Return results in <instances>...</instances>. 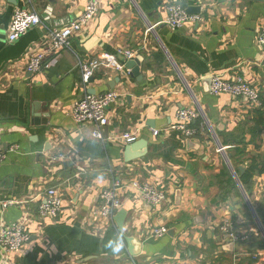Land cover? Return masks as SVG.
<instances>
[{
    "label": "crops",
    "instance_id": "crops-1",
    "mask_svg": "<svg viewBox=\"0 0 264 264\" xmlns=\"http://www.w3.org/2000/svg\"><path fill=\"white\" fill-rule=\"evenodd\" d=\"M171 4L186 12L197 7L198 13H187L203 21L177 30L159 24ZM84 6V0H0V226L24 222L29 236L20 252L0 249V264H264V175L253 176L247 194L236 172L248 162H233L234 140H244L246 158L264 162V130L251 139L253 109L264 110L212 95L203 83L216 74L242 77L264 102V55L256 43L264 0H101L97 16L68 49L27 73L29 53L42 51L47 29L75 21ZM21 8L42 24L9 42L8 25ZM118 50L134 54L139 79L129 75ZM102 55L114 56L123 69L102 67L84 87L79 62ZM107 92L119 96L101 142L91 137L92 125H77L71 113L84 94ZM191 108L202 114L191 123L195 137L162 132L176 124L177 110ZM153 130L161 133L155 137ZM126 132L137 133L134 146L143 144L131 151L142 156L129 162L120 140ZM116 180L150 184L166 201L151 208L121 190L119 211L127 217L119 231L113 220L92 215ZM47 189L62 198L53 220L38 216ZM8 201L19 204L3 208ZM226 224L243 240L227 238ZM160 227L167 234L151 237ZM124 237L135 240L134 256Z\"/></svg>",
    "mask_w": 264,
    "mask_h": 264
},
{
    "label": "built area",
    "instance_id": "built-area-1",
    "mask_svg": "<svg viewBox=\"0 0 264 264\" xmlns=\"http://www.w3.org/2000/svg\"><path fill=\"white\" fill-rule=\"evenodd\" d=\"M85 6L83 13L75 20L61 28L47 29L45 34L42 51H31L26 63L27 73L34 75L46 66L48 59L57 55L63 50L69 48L71 38L81 33L89 23L97 16L101 0H84ZM166 18L160 22L171 30H177L187 24H198L203 21L199 15H190L182 7L171 4L165 8ZM42 22L39 17L28 9H17L14 11L10 23L7 28V39L9 42H14L31 29L41 25ZM256 43L264 55V25L258 30L256 36ZM122 56L125 61H130L134 58V54L130 51L118 50L116 53ZM110 68L116 71L123 69L114 56L102 55L96 59L86 62H79L78 68L81 77V83L84 87L89 85L94 72L100 68ZM210 93L218 96L221 94L229 95L233 98L245 99L251 106L260 107L264 110V102L261 99L259 90L247 83L242 77H234L232 80H227L223 75L216 74L211 78ZM118 96L114 92H107L104 94H84L78 100L72 109L71 118L79 125H92L94 127L91 137L103 142V129L109 124L108 109L116 102ZM202 114L199 109H179L176 112V124L171 125L164 131H177L185 138H193L196 136V131L191 127V123L201 118ZM161 133L159 130H153L152 135L158 136ZM136 132H126L120 135V140L124 145H131L137 141ZM15 147L9 150L13 151ZM218 152H222L223 148L218 146ZM4 156L0 153V160ZM63 156L53 158V160H60ZM123 189L133 191L136 196L149 207H158L166 201L165 193L157 190L150 184H140L136 181L128 183L116 180L108 188L101 192L99 196L100 204L97 209L92 211L94 218L100 221L112 222L113 216L121 208L120 194ZM19 204L16 201H8L2 204L3 208L10 205ZM62 208V198L57 189H47L44 193V199L39 203L38 216L40 218L55 219ZM24 222L15 223L12 225L0 226V249L6 253L20 252L29 240V236L25 231ZM228 224L223 225L221 231L227 238L232 241L243 240L241 237L231 233L228 230ZM167 229L160 227L153 229L150 236L159 238L167 234Z\"/></svg>",
    "mask_w": 264,
    "mask_h": 264
},
{
    "label": "trees",
    "instance_id": "trees-1",
    "mask_svg": "<svg viewBox=\"0 0 264 264\" xmlns=\"http://www.w3.org/2000/svg\"><path fill=\"white\" fill-rule=\"evenodd\" d=\"M264 113L262 112L261 109H253V127L251 130V139L252 141L256 140V138L259 137L261 132L264 130ZM235 148V154L238 156V159L233 161L236 164L238 163H244L248 162L247 169L242 173L239 174L240 172L237 170L236 173L239 175V182L243 188V190L248 194L251 190V185H252V178L254 175H264V162H260L258 158H246V153L244 152V147H245V142L244 140H234L233 141ZM237 146H242V147H237ZM225 174H227V182L228 185H233V180H231V177L228 175L227 169H225ZM232 183V184H231Z\"/></svg>",
    "mask_w": 264,
    "mask_h": 264
},
{
    "label": "water",
    "instance_id": "water-1",
    "mask_svg": "<svg viewBox=\"0 0 264 264\" xmlns=\"http://www.w3.org/2000/svg\"><path fill=\"white\" fill-rule=\"evenodd\" d=\"M257 1H261V0H257ZM187 12L188 13H192V14H196L199 12V9L197 7H189L187 9ZM137 64L138 62L137 61H127L126 64H125V68L128 69L130 72H129V75L132 77H135V78H140V75H139V69L137 67ZM122 76H125V72H122L121 73ZM90 82H92V79L90 80ZM204 83V87H205V90L206 92H210V85H211V79H207L206 81L203 82ZM142 146L143 144H138L137 146H134L132 144V148H131V145L127 146L126 149H125V155H124V159L126 162H129V161H132L134 159H138L140 158L142 155H138V156H135L133 157V155H131V151L135 148V147H138V146ZM238 170L240 172V174H242L245 170V168L243 166H239L238 167ZM238 185L240 187V189L242 190L241 188V185L239 184L238 182ZM246 199H247V196H246ZM127 217V213L124 211V210H120L117 212V214L113 217V221L114 223L116 224L117 228L119 231H121L123 229V225H124V221ZM124 240L126 241L127 243V247H128V250H129V253L130 255L134 256L135 255V252L133 251V244H134V239L131 238V237H124Z\"/></svg>",
    "mask_w": 264,
    "mask_h": 264
}]
</instances>
